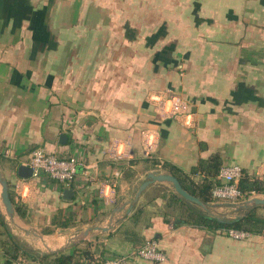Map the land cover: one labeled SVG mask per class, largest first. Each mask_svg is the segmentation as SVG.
Listing matches in <instances>:
<instances>
[{
	"label": "crops",
	"instance_id": "obj_1",
	"mask_svg": "<svg viewBox=\"0 0 264 264\" xmlns=\"http://www.w3.org/2000/svg\"><path fill=\"white\" fill-rule=\"evenodd\" d=\"M74 145L69 186L18 176L33 149ZM212 154L264 181V0H0V173L17 206L14 222L0 206V264L10 242L44 264L129 255L150 239L166 259L127 264H264L263 234L178 222L170 183L136 197L149 172L196 189L208 177L192 169ZM187 201L209 215L221 202Z\"/></svg>",
	"mask_w": 264,
	"mask_h": 264
},
{
	"label": "built area",
	"instance_id": "obj_2",
	"mask_svg": "<svg viewBox=\"0 0 264 264\" xmlns=\"http://www.w3.org/2000/svg\"><path fill=\"white\" fill-rule=\"evenodd\" d=\"M167 100H171L174 104L180 101L177 96H168ZM172 106L165 109L169 113ZM76 145L72 152L67 154H54L45 152L41 148H35L31 151L27 166L31 170V176L35 178H47L62 186H69L74 182L77 176L78 166L81 164ZM5 155H9V151H4ZM120 153L114 156L119 159ZM117 175V173H116ZM243 175L242 167L236 163L222 164L215 175V183L213 184L210 194L213 199L226 200L230 202L244 201V193L239 187V180ZM224 233L235 240H245L252 235L250 232L242 229L227 228ZM139 258L152 262H163L166 259L165 254L159 250L155 240H146L144 244L130 252L129 255H121L112 259H100L92 257L80 263L73 264H127L129 257ZM13 264H30L23 256L14 259Z\"/></svg>",
	"mask_w": 264,
	"mask_h": 264
},
{
	"label": "trees",
	"instance_id": "obj_3",
	"mask_svg": "<svg viewBox=\"0 0 264 264\" xmlns=\"http://www.w3.org/2000/svg\"><path fill=\"white\" fill-rule=\"evenodd\" d=\"M219 167L220 159L218 154H212L206 160L200 159L197 166L193 168L192 171H203L208 179L206 178L205 181L196 187V189L190 191L188 190V193L198 197L204 204H207L211 199L210 189L215 183L214 179ZM172 174L175 175L173 171ZM239 187L245 194L244 199H247L250 193L264 194V181L259 178L245 176L244 173L239 180ZM9 197L14 209L17 211V206L15 205L10 193ZM169 199L179 205L180 210L177 221L180 223L204 227L212 232L227 228H236L246 230L251 234L264 235V215H261L257 212L259 208L264 209V205L250 204L244 208L241 206L238 210L239 214L237 216L233 218L222 219L209 215L206 213V211L197 205L188 202L177 193H172ZM10 241L11 240L9 239V242ZM10 244L13 245L14 249L10 252L8 248L9 254L6 264H11V260L17 258L18 251L26 257H32L29 255V253H27V251L21 249L17 245H14V243L10 242ZM73 258L74 256L72 253H49L47 255H42L40 259H42L44 264H73L75 263Z\"/></svg>",
	"mask_w": 264,
	"mask_h": 264
},
{
	"label": "water",
	"instance_id": "obj_4",
	"mask_svg": "<svg viewBox=\"0 0 264 264\" xmlns=\"http://www.w3.org/2000/svg\"><path fill=\"white\" fill-rule=\"evenodd\" d=\"M17 174L20 177L27 178V177L31 176V170L27 165L20 164L17 167ZM152 182H168L172 185L175 192H177L181 197H183L186 200H189L191 202H194L198 205L203 206V203L200 201V199L197 198L196 196H193L190 193H188L181 186L179 180L175 176L170 175V174H165V173L149 172L147 174V179L140 184V186L137 190V193H136V197L148 184H150ZM71 194H72L71 189H64L62 195L64 198L69 199ZM0 201L2 203L4 213H5L6 217L8 218V220L10 222H14V208H13L12 202H11L10 197H9L7 180L2 177L1 173H0ZM241 203L244 206H247L249 204L264 205V197L263 198L252 197L250 199L244 200ZM87 231H88V229L83 231L79 237L86 235Z\"/></svg>",
	"mask_w": 264,
	"mask_h": 264
},
{
	"label": "rangeland",
	"instance_id": "obj_5",
	"mask_svg": "<svg viewBox=\"0 0 264 264\" xmlns=\"http://www.w3.org/2000/svg\"><path fill=\"white\" fill-rule=\"evenodd\" d=\"M256 195H261V194L254 193L253 195L249 196L248 199H250L252 197H256ZM260 197H264V196H260ZM210 201H211V199H210ZM213 202H215V201H213ZM0 206L3 209L1 201H0ZM232 206L233 205L230 202H226V200H221V202L215 203V205L214 204L210 205V207H209L210 214H212L213 216H216L218 218H222V219L233 218V217L237 216L238 213L236 211H234ZM257 212L259 214H264V209H262V210L258 209ZM6 219H7V217H6Z\"/></svg>",
	"mask_w": 264,
	"mask_h": 264
}]
</instances>
